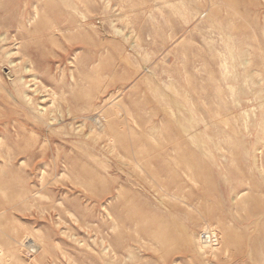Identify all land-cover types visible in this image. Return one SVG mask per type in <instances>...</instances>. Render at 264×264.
Segmentation results:
<instances>
[{"label":"rangeland","instance_id":"obj_1","mask_svg":"<svg viewBox=\"0 0 264 264\" xmlns=\"http://www.w3.org/2000/svg\"><path fill=\"white\" fill-rule=\"evenodd\" d=\"M68 1L0 0V264H263L242 113L264 119V0ZM202 218L224 232L205 256Z\"/></svg>","mask_w":264,"mask_h":264},{"label":"bare ground","instance_id":"obj_2","mask_svg":"<svg viewBox=\"0 0 264 264\" xmlns=\"http://www.w3.org/2000/svg\"><path fill=\"white\" fill-rule=\"evenodd\" d=\"M63 1L66 5L69 4V1L68 0H61ZM36 3V2H35ZM25 4V3H24ZM77 7V6H76ZM183 7V6H182ZM75 14L77 17H80L81 19L83 20H87L86 16L84 14H82L80 11H79V8L77 7V9H75ZM151 14V13H150ZM28 18V17H27ZM182 18V17H181ZM74 23V21L72 22V24ZM77 23V22H76ZM18 25V24H17ZM20 26V25H19ZM211 26V25H210ZM211 28V27H210ZM13 29V28H12ZM73 29H75V25L73 26ZM72 29V30H73ZM216 29V28H215ZM223 30V29H222ZM65 30H63L61 27H58L57 28V31L54 33L53 36H57V34H63ZM16 32V31H15ZM218 32V31H217ZM84 33V32H83ZM118 33V32H117ZM219 34V32H218ZM221 34V33H220ZM219 34V35H220ZM229 35V34H227ZM80 38V37H78ZM228 38V37H227ZM98 39V38H97ZM222 39V38H221ZM232 39V38H231ZM99 40V39H98ZM233 42V41H232ZM227 45V44H226ZM215 46V45H214ZM237 46V45H236ZM227 47V46H226ZM219 48V47H218ZM225 48V47H224ZM213 49V48H212ZM247 49V48H246ZM228 50V49H227ZM235 51V50H234ZM229 52V51H228ZM91 53V52H90ZM14 54L12 53H8V57L10 59L11 56H13ZM227 55V54H226ZM231 57V56H230ZM122 58V57H121ZM224 59V57H223ZM96 60V59H95ZM225 61V60H224ZM240 61V60H239ZM227 63V62H226ZM240 64V63H238ZM247 64V63H246ZM10 67L11 68H14V69H17V64L13 61H11L9 63ZM225 65V64H224ZM227 65V64H226ZM225 65V67H227ZM234 65V64H233ZM235 66V65H234ZM247 66V65H246ZM221 67V65H220ZM239 68V67H238ZM243 68V67H242ZM227 68H225L226 70ZM231 69V68H230ZM28 70V69H27ZM223 70V69H222ZM234 70V69H233ZM62 71V70H61ZM228 71V70H227ZM237 71V70H236ZM239 71V70H238ZM3 72V71H2ZM233 72V71H231ZM225 73V72H224ZM227 73V72H226ZM60 74V73H59ZM3 75V74H2ZM11 75V74H10ZM222 75V74H221ZM237 75V74H236ZM236 75H235V78H236ZM6 76V75H5ZM12 76V75H11ZM242 77V76H240ZM224 78V77H223ZM10 79V78H9ZM242 78H240L241 80ZM6 80V79H5ZM237 81V80H236ZM235 82V80H234ZM24 84V87H27L28 83H26V81L24 79H19L15 84ZM163 83V82H162ZM233 84V83H232ZM230 85V84H229ZM247 85V84H245ZM251 86V85H250ZM6 90V89H5ZM243 90V89H242ZM252 90V89H251ZM250 92V91H249ZM248 93V92H247ZM244 94V93H243ZM249 95V94H248ZM247 95V96H248ZM55 96V95H54ZM25 97L26 99L32 104L33 101L31 100V98H28V95L25 94ZM251 98V97H250ZM254 99V98H252ZM162 102V101H161ZM235 102V101H234ZM244 103V102H243ZM249 103V102H248ZM242 105V101L241 100H237L236 101V106L241 107ZM39 107V106H38ZM115 107H118L120 108V105L119 104H115ZM258 107V106H257ZM264 108V105L262 106ZM182 109V108H181ZM259 109V108H258ZM184 110V109H183ZM238 110V109H237ZM40 113V115L42 116H46L49 112H48V109L44 108V107H41V110L38 111ZM253 112V111H252ZM256 112V111H255ZM249 113L247 111H244V113H242V115L244 114L245 117H246V138L248 139V142H247V154L249 156V159H254L252 161H254V163L256 164L257 168L259 169L260 173H261V176L264 177V161H259V157H258V154H260L261 151H264V119L263 121L259 120V123L257 125V128L255 129H251L249 127V121H248V118L252 115L253 117L254 116H257L258 113ZM108 115V113H107ZM191 115V114H190ZM100 119H103V121H106L108 120V117L107 116H104L102 118L99 117L97 118L94 123L96 125H100ZM52 120H55L54 118ZM245 122V121H244ZM248 123V124H247ZM51 124V122H50ZM99 129V128H98ZM94 132V131H92ZM3 134V133H2ZM199 140L201 141V145H202V150H203V154L206 158H210L213 162H215V156L213 154V150H212V147L210 146V144L207 142V138H210L207 134L205 133H201V135H199ZM255 139V143L252 142V140ZM113 144V143H112ZM199 147V146H198ZM219 150V149H218ZM220 151V150H219ZM102 156V155H101ZM128 156V155H127ZM25 159V158H24ZM209 159V161H210ZM245 159V158H244ZM135 160V159H134ZM133 160V161H134ZM140 160V159H139ZM139 160H135L133 163L135 165V168L140 170L141 172L143 173H146L144 167L141 165V161ZM3 163V162H2ZM153 163V162H152ZM155 164V163H154ZM21 165V164H19ZM156 165V164H155ZM11 166V165H9ZM217 168H220L219 165H216ZM40 168V167H39ZM70 168V167H69ZM51 169V168H50ZM53 169V168H52ZM45 170V169H44ZM39 171V170H38ZM41 176V175H40ZM39 176V177H40ZM224 181L226 182V184L228 186H231V182L230 180L227 178V177H224ZM263 182V181H262ZM42 183V182H41ZM130 185V184H129ZM82 189V188H81ZM159 190L161 192L164 193V196L170 198V199H173V200H178V197L175 195V194H169L168 192H166L164 190V188L162 187H159ZM84 191V190H83ZM242 191V190H241ZM247 191H242V192H238L236 191L235 189L231 190L225 200V203L223 204V208L227 210V207L229 206L228 208V214H229V226H230V233L233 234L235 233L236 231L240 230L242 228V226L244 225V221H249L250 219L249 218H244L242 219V217L239 216V204H237V202L246 194ZM85 193V192H84ZM92 194V193H91ZM6 195V194H5ZM7 196V195H6ZM10 196V195H9ZM14 197V195H13ZM12 199V197H10ZM154 198V197H153ZM8 199V198H7ZM10 199V200H11ZM100 199V198H99ZM102 199V198H101ZM9 200V201H10ZM108 201V200H107ZM243 207V206H242ZM203 219V218H202ZM111 220V219H110ZM220 223V221H219ZM218 223V224H219ZM249 224V223H247ZM215 226L213 225V223L211 221H208V220H205L203 219L202 220V224L200 226V228L203 230V232H207V231H213L215 232L218 236L220 235L221 239L224 235V232L221 231V230H217L214 228ZM225 233H227V231H225ZM196 234V233H195ZM202 234V233H201ZM201 234L197 236H194L193 234L190 236L192 237L191 239V244L193 246V252H196L198 254H201L202 256H205V255H209V254H213L215 253L216 251H219L220 250V240L218 241L217 245H214V246H209V245H206L204 244V242L201 240ZM17 236V235H15ZM19 236V235H18ZM29 236H33V235H29ZM258 238H259V235H258ZM31 242V241H30ZM28 248V247H27ZM1 251V250H0ZM35 251V250H34ZM35 253V252H34ZM37 253V252H36ZM102 254H103V258L104 259H107V258H110V259H114V257L116 256V254L113 252L112 254H110V251L108 248L106 247H103L102 249ZM228 254V253H227ZM0 259L3 260V257H2V253L0 252ZM32 256V255H31ZM31 258V257H30ZM226 258V257H225ZM14 259V258H13ZM33 259V258H31ZM9 262V261H8ZM59 263V262H58ZM2 264V263H1ZM60 264V263H59ZM264 264V263H263Z\"/></svg>","mask_w":264,"mask_h":264},{"label":"built area","instance_id":"obj_3","mask_svg":"<svg viewBox=\"0 0 264 264\" xmlns=\"http://www.w3.org/2000/svg\"><path fill=\"white\" fill-rule=\"evenodd\" d=\"M201 240L204 242V244L209 246H214L218 243L217 234L212 231L203 232L201 234Z\"/></svg>","mask_w":264,"mask_h":264}]
</instances>
